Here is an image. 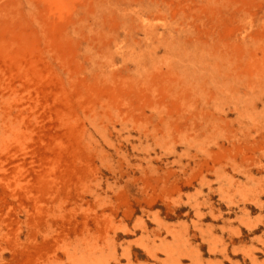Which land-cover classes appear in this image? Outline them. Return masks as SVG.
I'll use <instances>...</instances> for the list:
<instances>
[{"label":"rangeland","instance_id":"1","mask_svg":"<svg viewBox=\"0 0 264 264\" xmlns=\"http://www.w3.org/2000/svg\"><path fill=\"white\" fill-rule=\"evenodd\" d=\"M0 264H264V0H0Z\"/></svg>","mask_w":264,"mask_h":264}]
</instances>
